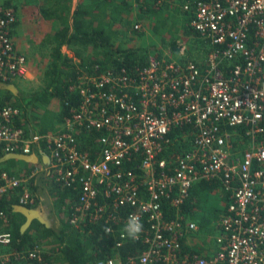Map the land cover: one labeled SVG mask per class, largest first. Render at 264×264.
Masks as SVG:
<instances>
[{
  "label": "built area",
  "instance_id": "1",
  "mask_svg": "<svg viewBox=\"0 0 264 264\" xmlns=\"http://www.w3.org/2000/svg\"><path fill=\"white\" fill-rule=\"evenodd\" d=\"M166 1L136 0L133 7L155 2L161 9ZM177 7L195 33L178 43L197 39L200 56L168 49L133 71L81 69L70 87L78 104L56 132L32 135L16 124L17 106L0 104V152L32 154L44 142V170L79 190L69 223L82 229L104 222L116 249L143 245L97 264H264V0H179ZM15 23L14 8L0 4V79L9 83L35 79L13 36ZM134 27L146 30L142 21ZM184 127L190 147L168 157L170 134ZM91 132L93 153L82 147V133ZM36 173L0 172V197L21 190L18 204L31 207ZM213 179L230 193L215 230L181 210L196 182ZM166 205L176 209L171 217ZM131 214L143 224L137 240L123 233ZM0 217L8 220L3 211ZM11 242L0 230V264H48L42 245L9 252Z\"/></svg>",
  "mask_w": 264,
  "mask_h": 264
},
{
  "label": "trees",
  "instance_id": "2",
  "mask_svg": "<svg viewBox=\"0 0 264 264\" xmlns=\"http://www.w3.org/2000/svg\"><path fill=\"white\" fill-rule=\"evenodd\" d=\"M41 1L43 4L38 5L41 17L52 21V24L51 26L47 24L46 28H43L41 24L45 21L36 18L29 22L28 31L41 32L44 29L52 31L49 34V40L52 42L51 60L44 72L43 85L28 95H17L0 88V92L5 93L0 95V104L17 106L21 114L16 124L26 127L32 135L59 130V126L70 114V105L78 104L79 95L70 87L77 81L81 69H91L98 64L102 70L111 68L120 71L126 68L133 71L135 65L144 66L147 63L149 55L146 51L148 49L137 51L133 45H130V42L134 40V35L138 33L134 25L140 22L138 20L144 19L147 13L154 16L151 19V29L156 35L162 36L163 41L166 39L163 35L167 30V23L172 20L176 30L168 29L170 35L167 37L171 36V38L163 44H166L173 52L178 49L176 42L180 36L179 27L176 25L180 23L179 19L160 13L161 11L156 10L155 2L149 3L150 7L146 10L140 6L141 11L138 12L136 19L132 0H83L75 8H73V0ZM183 26V32L180 34L184 37L195 35L189 22ZM124 36L130 41L122 45L120 38ZM64 44L72 48L74 55L80 61L75 56L62 51ZM2 82L4 81L0 79V83ZM185 132L186 127L172 131L169 149L165 155L171 157L175 152L187 150L190 147L191 138H184ZM91 133L93 139L82 133V138H86L82 147L93 153L95 133ZM33 148L38 153L39 149L45 150V143H37ZM3 155L0 152V158ZM19 162L25 166L20 170L16 169ZM40 163L42 162L34 164L9 160L0 163V172L6 170L10 174L26 177L37 168H41ZM45 167L46 165L40 173L32 177L29 186L36 194L41 188L42 180L51 184L52 194L56 198L55 208H57L59 226L46 227L36 220L22 233L21 226L26 218L21 213L13 211V205L19 203L21 190L3 195L0 197V211L9 216L6 231L12 234L11 244L5 247L7 251L23 252L36 245H42L45 248L44 261L48 264H97L101 259L112 257L117 253L125 256L128 252L136 254L141 251L143 245L139 241L127 242L122 249H116L114 247L115 237L105 232L104 222L85 223L82 229L72 226L69 223L72 210L70 207L78 201L79 190L76 191L55 182L44 170ZM213 191H219L223 207L215 205L205 210ZM229 201L230 193L221 187L219 181L200 180L191 187L181 210L202 226L215 230V225L226 211ZM38 205L39 199L37 198V202L31 207ZM165 211L166 215L170 216L175 214L176 209L166 205Z\"/></svg>",
  "mask_w": 264,
  "mask_h": 264
},
{
  "label": "crops",
  "instance_id": "3",
  "mask_svg": "<svg viewBox=\"0 0 264 264\" xmlns=\"http://www.w3.org/2000/svg\"><path fill=\"white\" fill-rule=\"evenodd\" d=\"M16 1L17 0H12V2H11V0H0V4L12 6L14 8V10L16 11L17 23H15V25L13 26L12 33H13V36L15 38L17 47L21 50V52L25 53L29 58H31L32 60L35 61V63H37V61L39 62V60L41 59L40 50H41L43 39L46 36V34L52 33V31L44 29L41 32L40 31L39 32L38 31L29 32L28 31V24L31 20H36V18H37V19H41V20L45 21L44 24H41V26L43 28H46L47 24L49 26H51L52 21H48V20L43 19L41 17L38 6H34V4L35 5L36 4L42 5L43 2L41 0H33V1L27 0L30 3L32 2L34 4L32 5L29 2L24 3V4H20V6L17 9H16V6L14 5L15 3H17ZM135 1L136 0H132V2L134 4H135ZM82 2H83V0H73V8H75L79 3H82ZM149 3H152V2L144 3V5H142L144 7V10H146L150 7ZM178 3H179V0H167L166 6L164 8L160 9V8H157V6H156V10L161 11L160 13H162V14L169 15V16L172 15V16H175L176 18H178L180 23L176 26L179 27V30H178L179 32H183V30H182V29H184L183 25L184 24L186 25L187 22H189V18L187 16H185V14L183 12H181L180 9L177 7ZM33 6H34V8H33ZM30 8H31V10H30ZM139 9H140L139 6H137L136 8L133 7L134 15H136V17H137V15H139L138 12L141 11ZM153 17L154 16H151L149 13H147L144 19H141L138 21H142L143 23L147 22L148 24L151 25V19ZM169 28H173L176 30L175 26L171 25L170 21H168L167 27H166L167 30L165 32V35H163L164 38H167V35H169V32H168ZM157 36L159 37V41L161 43H165V41L167 40V39H165L163 41L162 36H160V35H157ZM168 38H171V36H169ZM133 41H136V40L134 39ZM62 51L64 53H67L70 56H72L73 50H72V48H70L66 44H64L62 46ZM48 60H49V58H48ZM32 66H35V64L33 63ZM16 83H18V82H16ZM37 154L39 156L38 163L42 162V163H40V166H39L41 168H37L35 170V172L38 173V172L43 170V166L49 164V158L46 157L47 152L44 149H39ZM24 167H25L24 164L21 162H19L17 165L18 170H20V168H24ZM36 195H37V198L39 199V205L35 208H40L41 210H43V212H45L47 214V216L49 215V213H48V211L45 210V208L49 209V212H52V211H53V213L57 212V208H55L56 202L54 201V199L56 200V198L52 194L51 184H49L48 182L46 183L45 181L42 180L41 188L39 189V191H37ZM48 218H49V216H48ZM8 220H9V216H8ZM8 220L5 221L0 217V230L1 231L8 230V229H6V227L8 226ZM50 222H51V227L52 226L58 227L59 223H60L59 219H58V222L56 225L53 224L54 222H52L51 219H50Z\"/></svg>",
  "mask_w": 264,
  "mask_h": 264
},
{
  "label": "rangeland",
  "instance_id": "4",
  "mask_svg": "<svg viewBox=\"0 0 264 264\" xmlns=\"http://www.w3.org/2000/svg\"><path fill=\"white\" fill-rule=\"evenodd\" d=\"M11 2H12V0H11ZM16 2L17 3H15L14 5L16 6V9H17L20 6V4L28 3L29 1L17 0ZM30 4L33 5L34 3L31 2ZM38 5L39 4H37V5L34 4V6H38ZM133 5H134V3H133ZM34 6H33V8H34ZM30 10H31V8H30ZM135 17H136V15H135ZM136 19H137V17H136ZM170 23H171V25H173L172 20H170ZM143 24H144V27L146 30L144 32L136 33L134 35V39L136 41L130 42V44L133 45V48L137 49V51H141V49H148V51H146L148 53V55L155 54L157 56H163L164 54L169 53L167 51L168 50L167 45L163 44L159 41V37L157 35H155L154 31L151 29L150 24H148L147 22H144ZM178 33H179V36L181 38L184 37L183 34H180L181 32H178ZM49 34H46V36L43 39L41 50H40L41 59L39 60V62L37 61V63H35L34 60H32L31 58L28 57L30 59V65H31V69L33 72L32 76H34L35 79H32V77H31V78H26L25 80H22L19 82L17 81L18 83H16V81L11 82V83L16 84V86L18 87L17 95H22V94L28 95L32 91H36V90L40 89L41 86L43 85L44 72H45V69L51 60L50 53L52 51V42L49 40ZM125 38H126L125 36L120 38V42L122 41L121 42L122 45H125L129 42V39L126 40ZM166 39L170 40V38H168V37ZM176 44H177L178 49L175 52L179 53L180 50L183 49V53H180L182 58L190 59L192 54H195V55L198 54L199 56L201 55V51L199 50L200 43L198 42L197 39H194V38H192L191 40L182 39L179 41V43L176 42ZM170 52L172 54H175V52H173L172 50H170ZM73 55H74V51L72 53V56ZM48 58H49V60H48ZM76 59L78 61H80V59H78L77 57H76ZM33 63L35 64V66H32ZM1 94H5V93L0 92V95ZM16 169H18V168L16 167ZM12 170H15V169L12 168ZM212 194L213 195H211L208 204L205 206V210H207L208 208L213 207L215 205H219L218 207H220V208L223 207L222 202H221V196L219 195V192L213 191ZM219 196H220V198H219ZM54 201H55V199H54ZM45 210L48 211V213H49V215H48L49 220L51 219L52 222H54L53 224L56 225L58 222L57 214L53 213V211L49 212V209H47V208H45ZM202 240H200V241H202ZM3 250H5V249H3Z\"/></svg>",
  "mask_w": 264,
  "mask_h": 264
},
{
  "label": "water",
  "instance_id": "5",
  "mask_svg": "<svg viewBox=\"0 0 264 264\" xmlns=\"http://www.w3.org/2000/svg\"><path fill=\"white\" fill-rule=\"evenodd\" d=\"M0 88L11 91L13 94L18 93V87L14 83L2 82L0 83ZM46 157L49 158L48 154L46 155ZM9 160H19V161L36 164L39 161V156L37 153H32V154L7 153L0 158V163L7 162ZM13 211L17 213H21L26 218L25 222L21 226L22 233H24L35 220L44 224L46 227H51V222L47 214L43 212V210H41L40 208L28 207L17 203L13 205Z\"/></svg>",
  "mask_w": 264,
  "mask_h": 264
},
{
  "label": "clouds",
  "instance_id": "6",
  "mask_svg": "<svg viewBox=\"0 0 264 264\" xmlns=\"http://www.w3.org/2000/svg\"><path fill=\"white\" fill-rule=\"evenodd\" d=\"M111 229L106 228L105 232H110ZM143 231V224L140 221L139 216L136 214L129 215L127 221L125 222L123 233L125 238L130 240H137ZM109 264H113L112 261H109Z\"/></svg>",
  "mask_w": 264,
  "mask_h": 264
}]
</instances>
